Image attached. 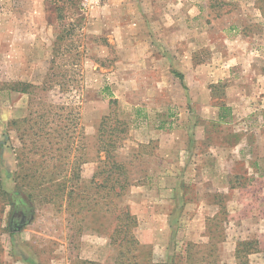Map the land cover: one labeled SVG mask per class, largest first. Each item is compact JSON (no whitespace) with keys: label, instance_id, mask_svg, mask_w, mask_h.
Segmentation results:
<instances>
[{"label":"rangeland","instance_id":"rangeland-1","mask_svg":"<svg viewBox=\"0 0 264 264\" xmlns=\"http://www.w3.org/2000/svg\"><path fill=\"white\" fill-rule=\"evenodd\" d=\"M225 49L234 56L225 63L237 75L241 64L263 67L264 0H0V173L10 194L0 197V264H59L66 258L84 264L79 254L102 242L107 248L97 251L107 264L119 259L145 263L148 257L162 264L152 246L124 242L120 248V240L113 244V231L127 227L121 211L128 208L138 222L140 205L150 202L139 193L150 187L148 173L163 160L160 144L183 147L188 139L178 134L176 146L174 136H157L154 131L184 129L185 114L199 106L186 103L192 100L190 89L177 76L174 61H167L170 53H189L198 64L223 57ZM175 58L184 63V55ZM20 85L35 89L22 93ZM230 85L228 80L210 85V98L222 106L224 115L223 125L214 128L234 133L241 126L230 118ZM262 91L257 92L258 101L264 100ZM113 109L128 124L117 157L127 167L132 185L120 199H111L107 190H96L93 183L104 160L98 155V130ZM259 111L251 125L264 132V108ZM143 137H150L149 143L141 142ZM259 142L263 145L264 139ZM74 163L80 167L79 181L72 180ZM40 179L48 181L43 190ZM236 183L246 186L244 180ZM263 184L264 171L258 170L256 186ZM57 185L66 186V193L73 185L76 197L56 196ZM44 195L53 197L51 203L41 202ZM248 201L239 200L233 218L226 210L232 201L224 197L225 211L205 224L212 242L192 243L188 264H220L216 243L233 237L234 227H247ZM182 209L177 211L181 220ZM255 229V236L241 241H258L260 251L251 252L247 263L264 264V221ZM86 241H94L91 249L84 247ZM222 251L227 255L228 250ZM242 261L235 258L230 264Z\"/></svg>","mask_w":264,"mask_h":264},{"label":"crops","instance_id":"crops-1","mask_svg":"<svg viewBox=\"0 0 264 264\" xmlns=\"http://www.w3.org/2000/svg\"><path fill=\"white\" fill-rule=\"evenodd\" d=\"M204 35L205 32L201 34V44L205 41ZM254 39L262 38L254 36ZM175 55H184V63L178 64L174 59ZM189 55L185 52L170 53L167 61H174L175 70L183 75L182 82L190 89L193 101L189 99L186 103L199 106H196L197 111L189 110L185 114L184 129L167 132L162 130L161 133L154 131L157 136H174L173 142L178 134L187 136L188 139L183 147L176 148L171 143L160 144L164 148L163 160H159L156 169L148 173L150 187L139 193L144 199L150 198V202L146 200L139 207L142 212L137 213L139 221L134 235L141 245L152 246L153 253L163 264H188L189 257L186 254L192 243L207 246L212 242L210 227L205 224L210 218H218L225 211L222 202L224 197L228 196L229 202L232 201V205H227L226 210L233 218L239 210V200H249L248 217H245L247 227H234L233 237L216 243V249L220 250H217L220 253V264H230L236 258L237 243L255 236V228L262 227L264 221V214L261 213L264 209V184L258 188L256 186L257 171H264V143L262 145L259 142L260 138L264 139V132L251 125V120L264 108L259 105L264 104V100L255 99L259 89L264 90V65H238L241 74L237 75V70L234 71L232 65L225 63V58L234 57L228 49L224 50L223 57H217L214 61L201 60L198 64H194ZM252 55L258 56L256 52ZM227 80L232 86V93L227 91L226 102L232 113L230 118L234 119L236 126L238 122L241 126L234 133L231 130L226 132L223 127L214 128V125L223 123L224 115L222 106H216L210 98V85ZM253 97L255 100L251 102ZM246 121H249V125L245 126ZM208 125L213 127L206 129ZM149 138L143 137L140 140L149 143ZM175 144L178 146L176 142ZM242 180L246 182L244 188L236 183ZM184 184L188 185L187 189L186 186L183 187ZM179 208H183L182 220L177 215ZM198 222L203 227H195ZM233 223L235 225V221ZM236 226L241 225L236 223ZM238 234H246V237L240 238ZM257 239L261 241L260 238ZM93 244L94 241H86L84 247L91 249ZM103 248H107L104 242L93 250L80 253L79 259L84 264H107L106 258L97 251ZM225 249L228 250L227 255L222 251ZM180 252L185 256L178 257ZM59 264H73V259L66 258Z\"/></svg>","mask_w":264,"mask_h":264},{"label":"trees","instance_id":"trees-1","mask_svg":"<svg viewBox=\"0 0 264 264\" xmlns=\"http://www.w3.org/2000/svg\"><path fill=\"white\" fill-rule=\"evenodd\" d=\"M50 80L44 84L43 88L44 90H47V87L49 86V83L51 82V78L53 77V74H50ZM180 79L183 80V75L178 74L177 75ZM21 89H17L19 92L26 93L29 92V89H35L33 86L28 85H20ZM113 104H117L116 100L111 101ZM65 109V108H61ZM128 134V124L121 120L118 117V114L116 113L115 109L111 111V113L107 116H105L101 123L98 130V155H104V160H100V166L98 167V171L94 175L93 183L96 187V190H107L108 195L111 197V199H120L122 195L127 191V189L132 185L130 181V174L127 170V167L125 164L120 161V159L117 157V149L118 144H121V142L125 141ZM1 147V146H0ZM1 159V157H0ZM74 176V181H79V173H80V167L79 164L74 163L71 167ZM100 177L102 178V181H99ZM33 176L28 174V180H32ZM71 180V181H72ZM39 189L43 190V185L45 183H48V181H44L43 179H40ZM51 182V181H49ZM56 185V184H54ZM58 186V191L56 196H60V194H65L69 196V198L76 197V191L73 185H71V189H69L68 193H66V186ZM53 196V195H52ZM0 197H6L10 198V194L4 189L1 183V173H0ZM53 197H48L46 195L43 196L42 203H51L50 200ZM111 204L114 205V202L111 200ZM121 214L127 221V227H115L113 231V244H115L118 240L120 248H123V243H127L128 245L132 243L136 247H142L144 245H141L139 241L134 237L133 230L137 226V219L128 208L121 211ZM133 226V227H131ZM116 234H122L120 237H117ZM259 242L258 241H241L238 243L237 249H236V258L238 260L244 259L241 263L248 264L246 257L251 252H259ZM129 252V251H128ZM244 256V257H243ZM150 257H148V260L145 261V263H141L140 261H135L133 263H127L124 259H119L120 261L116 262L115 264H153L151 263V260L149 261ZM163 264V263H162Z\"/></svg>","mask_w":264,"mask_h":264}]
</instances>
